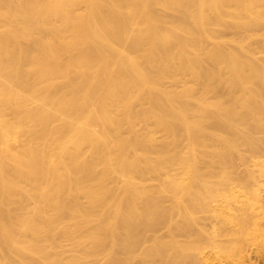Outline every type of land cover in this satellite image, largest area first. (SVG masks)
<instances>
[{"label": "bare ground", "instance_id": "obj_1", "mask_svg": "<svg viewBox=\"0 0 264 264\" xmlns=\"http://www.w3.org/2000/svg\"><path fill=\"white\" fill-rule=\"evenodd\" d=\"M253 43L264 0H0V264H264ZM211 198L220 243L191 232Z\"/></svg>", "mask_w": 264, "mask_h": 264}, {"label": "rangeland", "instance_id": "obj_2", "mask_svg": "<svg viewBox=\"0 0 264 264\" xmlns=\"http://www.w3.org/2000/svg\"><path fill=\"white\" fill-rule=\"evenodd\" d=\"M220 37L223 38H240L241 35L236 33L233 30L230 29H223L220 33ZM252 50L255 52L259 58H263L264 56V50H262L261 46L258 43H253ZM158 136H160V133H157ZM164 180V178H158V177H148L145 180V183L149 185L152 191H154L157 186ZM211 186L216 188L217 186H220V183L218 181L212 180L209 182ZM165 198V205L170 206L174 202V195L171 193H163L161 194ZM211 200L210 207H213V209H199L196 213V223L192 226L191 232L197 233L199 231H203L202 235L204 239H210L211 241H215V243H220L221 241V234H220V225H221V217L222 215L215 213L217 211H221L222 204H220V200ZM214 209H216L214 211ZM181 219V216L177 213V211L173 214L172 221H171V227H175L176 223L179 222ZM201 229V230H199ZM175 232V229L173 231ZM149 235L152 237L153 235H161V236H167L169 233V230L163 226L159 228L156 232H148ZM195 235V234H194ZM180 240H186L185 236H178ZM183 241V242H184ZM182 242V241H181ZM150 243V242H148ZM59 251L61 257H67L71 253L72 245L70 242H68L65 239H61L59 243ZM219 248H214L212 246H209L207 243L204 245L203 249H195V248H186V247H180L178 248V251L176 253L181 257H186L187 255L193 254L195 255L197 259V264H219V257L224 258L223 256H220L221 253L218 251ZM237 259L234 261L236 262ZM247 261H244L243 264H247ZM140 264H170L169 261L162 260L160 258H154L149 259L146 262H141ZM172 264H189L184 261H177L174 260ZM222 264H227L226 260H223ZM242 264V263H240Z\"/></svg>", "mask_w": 264, "mask_h": 264}]
</instances>
